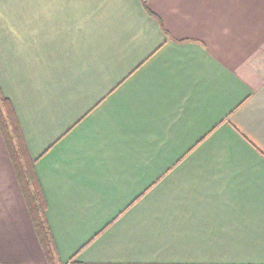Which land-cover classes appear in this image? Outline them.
<instances>
[{
	"label": "crops",
	"instance_id": "obj_1",
	"mask_svg": "<svg viewBox=\"0 0 264 264\" xmlns=\"http://www.w3.org/2000/svg\"><path fill=\"white\" fill-rule=\"evenodd\" d=\"M0 0V92L54 264H264V0ZM0 264H48L0 134Z\"/></svg>",
	"mask_w": 264,
	"mask_h": 264
},
{
	"label": "trees",
	"instance_id": "obj_2",
	"mask_svg": "<svg viewBox=\"0 0 264 264\" xmlns=\"http://www.w3.org/2000/svg\"><path fill=\"white\" fill-rule=\"evenodd\" d=\"M145 8V0H142ZM0 134L11 160L17 182L48 264L55 263L56 248L45 218L46 199L29 156L23 133L11 101L0 92Z\"/></svg>",
	"mask_w": 264,
	"mask_h": 264
},
{
	"label": "rangeland",
	"instance_id": "obj_3",
	"mask_svg": "<svg viewBox=\"0 0 264 264\" xmlns=\"http://www.w3.org/2000/svg\"><path fill=\"white\" fill-rule=\"evenodd\" d=\"M9 99V98H8Z\"/></svg>",
	"mask_w": 264,
	"mask_h": 264
}]
</instances>
